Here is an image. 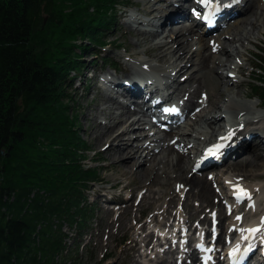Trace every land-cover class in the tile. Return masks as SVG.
Returning a JSON list of instances; mask_svg holds the SVG:
<instances>
[{"label": "bare ground", "instance_id": "1", "mask_svg": "<svg viewBox=\"0 0 264 264\" xmlns=\"http://www.w3.org/2000/svg\"><path fill=\"white\" fill-rule=\"evenodd\" d=\"M142 1L148 4L153 0ZM158 1L155 0L154 4ZM175 1L184 0H172L166 5H172ZM187 1L189 0H185L186 8L179 9L185 15L190 10ZM246 2L247 6L241 9L229 4V1L224 3L231 6L228 10L227 7H223L221 11L225 13L218 18V22L224 25L229 20L228 29L218 34L199 35L195 33L194 26L169 28L168 21H174L175 15L169 17L162 13L159 17L154 15L152 18L140 15L144 11L154 13L155 8H139L140 12H133L134 22L125 20L124 27L126 31L135 32L137 41L134 45L140 50L134 51L133 45H127L128 74L111 77L118 82V89L132 102L120 100L108 90L109 88L97 82L94 86L98 99L93 97L84 108L88 124L86 129L90 132L94 144L100 142L93 158L103 159L109 154L116 156L117 158L113 157L112 162L106 167H116L121 175L129 178L130 182L124 184V187L134 186L130 199L137 190L145 189L138 202V209L151 205L154 207L146 222L139 225L137 216L134 217L135 222L129 223L123 222L122 215L110 218L105 230L107 238H101L94 243L95 245L109 248L111 238H115L120 230L127 232L138 225L137 232L139 230L140 238H132L125 251L131 254L133 259L138 252L142 258L139 264H146V260L151 264H177L175 253L185 250L187 245L191 249L194 240H197L194 239L197 229L204 224L211 226L213 218L214 221L218 219L216 221L218 227H221V232L216 236V231L211 230V227L206 229L207 236L211 238L207 248L210 245L213 248L216 246L212 240L213 231L217 244H228V238L240 237L241 233L237 229L256 227L260 224L261 218H264V204L261 206L264 199V136L255 135L256 131L264 134V101L255 90L245 89L248 81L243 78L246 74L249 76L255 74L253 66H256V63L251 56H247V51L251 48L249 43L255 47L259 46L260 40L257 35L262 30L264 33V0ZM193 64L195 70L180 80ZM144 66L145 71L141 69ZM229 66L238 72L236 78H233L229 71L226 74L219 72L220 67L228 69ZM141 75L146 76V79H138ZM150 79H156L159 84L150 83ZM139 81L143 83L138 85ZM167 85L170 86V90L174 86V94L181 99L186 97L183 100L186 102V108L182 113L188 117L185 119L187 124L182 125L185 121L182 118L173 123L177 114L166 111L167 100L160 103L161 99L167 98L165 94L167 89L161 90L162 94H159V90L163 87L169 88ZM254 95L257 100L253 99ZM144 97L147 104L143 100ZM221 97H225L223 105L219 102ZM134 101L136 102L133 104ZM149 111L153 113L158 111L160 116L171 120L169 122L176 126L164 131L152 129L153 121ZM101 114L108 117V120L107 118L101 120ZM248 115L255 116L248 119ZM227 121L237 127L232 132L240 131L245 126L252 131L227 147L233 154L227 155L225 152L221 154L226 156L227 161L224 164H211L212 168L219 165L222 167V172H217L214 176L215 180L209 173L195 174L192 161L197 157L193 158L191 153L197 152L199 155L205 146L214 145ZM251 136L253 138L249 139ZM241 145L243 151L232 150ZM142 155L145 157L144 160L140 159ZM201 161L205 160L201 158ZM125 162L127 164H123ZM162 176L166 177L165 181L161 179ZM101 178L105 181L111 180L107 175ZM172 180L173 192L170 193L169 188L165 186H169ZM119 183L120 181L114 178L113 185ZM155 183L157 187L154 186ZM216 183L218 186H228V189H235L239 185L250 194V198H256L253 207L250 204L248 207L242 206L243 211L236 212L232 208L233 205L227 203L226 210L224 197L214 186ZM179 188L181 192L177 191L174 194ZM215 197L219 198L218 202ZM158 201L161 202L156 205ZM242 201L245 202V199ZM255 204L258 211L253 213L251 211ZM133 206L134 202L130 201L123 209L130 213ZM177 206L187 212L188 217L175 212ZM214 206L218 207V214L214 213L211 218L208 212H213ZM113 210L111 206L107 208V212ZM163 211L166 214L158 217ZM238 216L242 217V220H237ZM226 218H230V224L226 225ZM248 219L254 220L255 223L248 225L246 222ZM146 224L154 228L147 231ZM162 227L165 228L164 231ZM175 229L177 230L175 235L173 232L170 233ZM226 233L229 236L227 239L224 236ZM203 241L205 239L201 236L198 243L201 244ZM200 252L198 245H194L191 251H186L184 258L180 257L181 264L198 261L202 255H199Z\"/></svg>", "mask_w": 264, "mask_h": 264}, {"label": "trees", "instance_id": "2", "mask_svg": "<svg viewBox=\"0 0 264 264\" xmlns=\"http://www.w3.org/2000/svg\"><path fill=\"white\" fill-rule=\"evenodd\" d=\"M128 1L0 0V264H83L63 228L87 227L98 171L84 165L72 78Z\"/></svg>", "mask_w": 264, "mask_h": 264}, {"label": "rangeland", "instance_id": "3", "mask_svg": "<svg viewBox=\"0 0 264 264\" xmlns=\"http://www.w3.org/2000/svg\"><path fill=\"white\" fill-rule=\"evenodd\" d=\"M132 3L137 2V0H131ZM159 4H149V5H145V4H141L138 6V9L135 6H131V8L126 9L127 11H135V10H139V8H154L157 7ZM125 9H122L120 12H118V15L115 17L117 22L115 27L108 32V39H109V45L105 48L102 49L103 53L102 55L104 57H107L109 59H113L115 61H117V63H120V65L125 66V62L126 61V57H127V52H126V46L127 45H133L134 46V51L135 50H140L139 47H136L134 44L137 41V35L135 34V32H129L126 31L124 24H125V20L127 18H123V19H118L120 17V15L126 11ZM248 13H245V15ZM153 15H158V12H156L155 14H151L148 17H153ZM174 27L176 28V26H172V24H169V28ZM181 28V25L178 26L179 29ZM227 30V28H226ZM197 33V32H196ZM257 38L259 41V46L255 47V45H252L251 43H249V46L251 47L250 50L247 51V56H251L254 59V62L258 65H263L264 67V61L262 60L263 57V51H264V33L263 30L261 32L258 33ZM54 51H56V49H54ZM251 52H255L258 54V56L252 55ZM102 57H94L91 58L90 57H86V60L91 62L94 59H100L99 65L95 64V63H90L92 66L90 69L93 70H108V71H114V68L110 67V66H102ZM195 65L193 64L192 66L189 67V69L183 74L182 78H180V80H183L184 78H186L187 76H189L194 70H195ZM230 68V66L228 67V69ZM228 69H224L222 67L219 68V72L226 74L229 70ZM255 74L252 76L249 75H244L243 78L247 79L248 83L244 86L245 89L247 90H251V85L254 82H258L259 79L264 78V69L261 68H256L255 70ZM118 74H120V71H116ZM91 73H85L84 77H82L81 79H75L73 80V87L72 90L70 91L71 93V102L74 104V111L75 113L78 114L79 120H80V131L82 134V137H84V139L87 142V145L90 148V151L88 152V158L85 161L86 163H88L89 166H97L98 168V175L101 178L103 175H107L111 178V180H103L100 183H98L97 185H95L92 189H91V196H90V200L92 202V205L95 206L96 210H95V214H94V219L90 220L89 226L87 227L86 231L87 233L81 238H78V230L76 228L74 229H69L66 225L64 226V230L69 234V239L71 241H73L75 238L76 241H82L84 240V243H88L87 247L88 249H90L91 252H93V255H96V258H89V256L87 255V252L84 250V253L82 254V261L83 264H134V262H138L139 264V260H141V256L138 252H136V257L133 259L131 257V254L127 253L125 251V248L127 247V245H129L130 241L132 238L137 237L140 238V236L138 235L139 230L137 232V226L139 224H142L144 222H146L147 218L149 217V215L152 213L153 210V205L151 206H147L144 209H138V202L140 200V198L142 197V192L145 191V189L143 190H137L135 197H133V199L131 201L134 202V206H133V210L132 212L129 213V211L123 209V206L126 203L127 199L124 201V203H122L119 207H117L118 209H115L113 212H107V209H103L102 206L105 205L104 201L106 196H103L102 194L105 192H107V190H109V192H111L114 196H116V199H120L125 197L122 194V186L124 184H128L129 178L125 175H121L118 171V169L116 167H106L108 163H111L112 160L114 158H117L114 155H107L105 156L103 159L99 160V159H93V156L96 154L97 152V147L100 145V142L98 143H93V141L91 140V134L90 132L87 131L86 127H87V120L84 116V108L87 107L88 103L93 99V97H95L96 99H98V93H96V88H95V84L97 82V80H91L90 78H88V76H90ZM236 77V76H234ZM264 87V86H263ZM205 96V94H204ZM254 100H257V97H253ZM220 104L223 105L225 103V97H221V99L219 100ZM108 120V117H106L105 115L101 114L100 119L101 120ZM186 123V122H185ZM191 135V134H189ZM190 138H192V136H189ZM190 151V150H189ZM196 154H192V156H194ZM143 156V155H142ZM141 156V157H142ZM114 157V158H113ZM143 159V158H140ZM127 163H130V161H127ZM126 162L123 164H127ZM194 163L192 162V165ZM200 171L199 169L196 168V164L193 166V172H195V174H199L200 175ZM222 172V171H219ZM114 178L118 179L120 181L119 185H113L114 182ZM162 180H166L165 176L161 177ZM150 180V179H149ZM172 182L169 186H165V188H169V192H173L172 190ZM115 186V189H113ZM155 187H157V183H155L154 185ZM215 188L217 189L218 192H221L224 196V206L226 208V210L228 209L227 207V203H233L235 202V199H231L228 197L227 195V190L226 186H219L217 184L214 185ZM134 186L131 185L130 188L132 189ZM99 190V191H98ZM178 192H181L180 188L174 191V194H176ZM101 193L100 196H98V193ZM107 195V194H106ZM158 196V195H157ZM97 199V200H96ZM96 200V202H95ZM216 202H218L219 198L215 197ZM161 201L156 202V205L159 204ZM196 203H198L197 201H195ZM217 204V203H216ZM245 204L247 205V202H245ZM243 205V204H242ZM114 206V205H113ZM242 206L237 205L235 206V211H239L241 210ZM218 209L217 206H214L213 208V212H208V215L210 217H212L214 215V212H216ZM175 212H179L181 214V216H185L187 215L188 217V213L182 211L179 209V206H177L175 209ZM122 212V213H121ZM121 213V214H120ZM166 213L163 211L161 213H159V217L161 218L162 216H164ZM218 214V213H217ZM122 215L124 217L123 222L127 221L129 222H135L134 217L137 216V218H139L138 220V225L135 228H132L130 230H128L127 232L125 230H120L115 238H111V245L109 248L107 247H99L97 245H95L94 243L98 240H100L101 238L106 239V235L105 234V230H106V225H107V221L110 218H116L118 216ZM226 225L230 223V218H226ZM205 228H209L210 226L208 224H204ZM152 228H148V230H150ZM202 230V228H201ZM218 230L221 231V227L218 228ZM106 237V238H105ZM69 241V240H68ZM142 251V250H141ZM110 256L106 261H104L103 263L100 262V260L105 256Z\"/></svg>", "mask_w": 264, "mask_h": 264}, {"label": "snow or ice", "instance_id": "4", "mask_svg": "<svg viewBox=\"0 0 264 264\" xmlns=\"http://www.w3.org/2000/svg\"><path fill=\"white\" fill-rule=\"evenodd\" d=\"M201 2L204 3L206 6L211 5L213 12L222 10V8L226 6L224 3H222V0H201ZM207 18L210 19L211 14ZM232 135L233 133L229 132L227 136L220 137L219 142L217 144L212 145L206 150L205 159L208 156H214V157L219 156L220 154H222L223 150L226 147H230L231 146L230 141H231ZM197 167H199V164H197ZM235 191L237 193V197H236L237 200H241L243 198L250 199V194L245 189L240 187L239 185L235 187ZM236 219L242 220V217L238 216ZM237 231L241 233V239L244 241H251L259 237V239L262 242H264V218H261L260 224L256 227L237 229ZM249 248H250V245H249ZM241 254H242L241 247L239 244H237L236 247L233 249V252L231 253V255L236 258L234 259L233 264H240Z\"/></svg>", "mask_w": 264, "mask_h": 264}]
</instances>
